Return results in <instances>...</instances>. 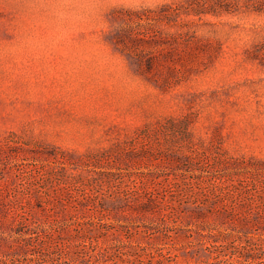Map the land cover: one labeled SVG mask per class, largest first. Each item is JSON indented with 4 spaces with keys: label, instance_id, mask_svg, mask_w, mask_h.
Masks as SVG:
<instances>
[{
    "label": "rangeland",
    "instance_id": "374dc122",
    "mask_svg": "<svg viewBox=\"0 0 264 264\" xmlns=\"http://www.w3.org/2000/svg\"><path fill=\"white\" fill-rule=\"evenodd\" d=\"M0 264H264V0H0Z\"/></svg>",
    "mask_w": 264,
    "mask_h": 264
}]
</instances>
